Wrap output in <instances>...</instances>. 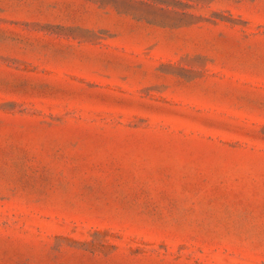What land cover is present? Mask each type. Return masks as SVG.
I'll return each mask as SVG.
<instances>
[{
    "label": "rangeland",
    "instance_id": "374dc122",
    "mask_svg": "<svg viewBox=\"0 0 264 264\" xmlns=\"http://www.w3.org/2000/svg\"><path fill=\"white\" fill-rule=\"evenodd\" d=\"M0 264H264V0H0Z\"/></svg>",
    "mask_w": 264,
    "mask_h": 264
}]
</instances>
